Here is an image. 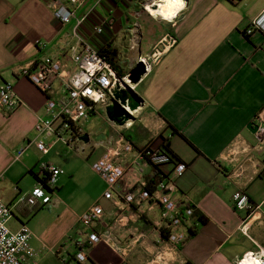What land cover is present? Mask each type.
Here are the masks:
<instances>
[{
  "label": "crops",
  "instance_id": "0c3cea01",
  "mask_svg": "<svg viewBox=\"0 0 264 264\" xmlns=\"http://www.w3.org/2000/svg\"><path fill=\"white\" fill-rule=\"evenodd\" d=\"M51 2L0 0V88L11 84L21 100L11 113L0 108V199L12 206L10 229L27 224L31 230L36 264H78L77 241L89 231L107 229L118 246L101 241L86 247L85 264H147L157 255L167 264H236L258 245L264 248V204L244 234L240 228L247 212L232 202L236 190H244L253 206L264 201V140L247 128L251 121L264 126V34L246 32L263 12L264 0H184V8L170 20L161 17L165 4L153 16L140 0H87L77 7L68 3L76 15L69 23L54 17ZM98 25H104L102 36L94 32ZM81 38L96 48L110 43L118 51L119 44L118 66L126 74L139 59L149 65L136 85L143 104L121 133L136 149L167 140L172 155L186 165L170 197L191 206L205 222L185 216L182 245L166 241L167 219L160 205H134L131 215L122 197L142 177L157 184L173 163L157 173L144 165L141 176L136 154L122 153V138L114 134L101 143V154L88 151L83 162L62 142L55 162L54 155L47 157L60 141L39 135L35 126L45 117L46 97L64 95L63 80L76 69L72 56ZM45 56L62 64L46 94L20 74L21 67H34ZM37 140L48 144L46 151L38 150ZM80 142L74 149L84 151L87 142ZM106 151L117 153L126 168L115 186L121 197L104 198L107 185L92 168ZM44 162L62 172L50 203L31 204V190L38 184L34 174ZM96 204L103 215L87 228L79 217ZM120 216L122 224L115 222Z\"/></svg>",
  "mask_w": 264,
  "mask_h": 264
},
{
  "label": "built area",
  "instance_id": "2783aa9c",
  "mask_svg": "<svg viewBox=\"0 0 264 264\" xmlns=\"http://www.w3.org/2000/svg\"><path fill=\"white\" fill-rule=\"evenodd\" d=\"M87 0H52L51 7L53 15L62 23H69L76 18L75 9L68 6L71 3L79 6ZM237 1V0H230ZM155 0H148L146 9L149 7L156 9ZM153 15V14H152ZM155 16V15H153ZM84 22V18H79L74 26V32L77 34L78 29ZM254 29L262 31L264 34V10L256 17L250 27L246 30L250 34ZM97 35L104 32V25H98L94 28ZM80 48L73 54L72 60L76 69L63 80L64 95L60 99H54L47 96L45 102V117L40 119L36 124V131L39 135H45L59 140L69 148H76L80 142V136L84 135L81 129V121L97 113L99 108L105 109L113 100L112 90L119 86L126 76H119L117 70L106 60L100 53L99 48L80 39ZM172 44V42H170ZM157 57H154L156 59ZM147 71L149 65L144 61ZM62 70V64L59 60L52 57H43L34 67H21V75L34 84L41 92L47 93L49 81L52 77L59 76ZM21 104V100L14 92L11 84L6 83L0 88V108L6 113H11ZM99 107V108H98ZM257 124V123H256ZM258 129L255 137L259 142L264 140V126L257 124ZM122 153H135L134 164L138 171L143 175L144 165H163L169 163L171 156L162 151L158 146L147 145L142 150L136 149L134 145L119 132ZM30 141L26 142L17 152V157H21ZM38 150L44 152L48 144L43 140H37L35 143ZM117 153L106 151L102 156L92 164L93 170L104 180L107 185L104 192V198L112 199L114 196L119 197L115 191L116 184L125 176L126 168L116 160ZM186 169L183 162H176L173 169L158 181L153 190L147 188V180L143 177L138 185L132 186L122 197L125 201L124 209H127L132 215L134 205H140L143 202H151L154 205H160L163 209L164 216L167 219L166 241L173 245H182L187 233L184 227L183 218L193 215V208L188 205H181L170 197L177 185L176 180ZM62 170L50 163L44 162L40 165L37 173L40 180L47 178V184L52 188L56 182V177ZM121 197V196H120ZM23 199V198H21ZM51 196L46 188L38 181V184L31 190L28 202L34 204L39 202L42 205L50 203ZM234 208L247 212L244 223L240 230L246 234L245 225L253 218L255 210L264 201L256 206L251 205L250 198L244 190H236L232 194ZM12 206L0 199V264H36V251L31 246L32 232L27 224H22L16 231H12L8 226V221L12 217ZM103 215V209L99 205H94L85 211L80 217L79 222L91 228V224L99 220ZM139 216V215H136ZM123 216L116 218L115 222L122 224ZM101 241L118 246V241L113 238L110 230L102 232L89 231L85 238L77 241L76 261L85 264L87 261L86 247L97 244ZM251 253L250 257L242 255L236 260V264H241L243 259H257L260 264H264V248L257 246L256 250L247 252ZM147 264H167V262L158 255Z\"/></svg>",
  "mask_w": 264,
  "mask_h": 264
},
{
  "label": "rangeland",
  "instance_id": "374dc122",
  "mask_svg": "<svg viewBox=\"0 0 264 264\" xmlns=\"http://www.w3.org/2000/svg\"><path fill=\"white\" fill-rule=\"evenodd\" d=\"M140 1H142L144 3L148 2V0H140ZM102 35H104V34H101V36ZM117 47H118L117 55L114 54L113 52H110V55H111V57L115 58V61L117 64L121 65L120 64L121 55H120L119 44L117 45ZM139 61L144 63V60H142V59L141 60L139 59ZM126 75L128 77V73ZM118 87L121 90H125L128 93V95H130V96H135L136 94H138V92L136 91V85L132 84L128 78L124 79ZM123 107H124L125 112H126L125 115L128 116V120L126 121V123L123 126H116L112 122H110L105 115L104 109L99 108V107H98L99 109L97 110L96 114L90 115L89 117H87L86 119L81 121L83 132L89 136V142H87L84 145L85 146L84 151L76 150V149L69 150V152L76 154V158L78 159V162H83V161H81L82 159L85 160L84 156L86 155V153L88 151L93 150L96 154H101L104 151V147L101 143H103V141L105 142L107 140L108 136H110L111 134L112 135L114 134V136L117 137L116 139H118L120 137L119 132H121L122 130L131 126V124L134 121L135 114L140 107H138L135 110H131L127 105H125ZM79 144H81V142H79ZM62 145L63 144L61 142H59L58 145H56L54 147L51 154H49V156H47L48 158H50L54 155V160H52V162H55V160L57 159L55 156L56 150H58L60 147H62ZM63 148H65V147H63ZM63 173L66 174V170H63ZM63 176H65V175H63Z\"/></svg>",
  "mask_w": 264,
  "mask_h": 264
},
{
  "label": "water",
  "instance_id": "95a60500",
  "mask_svg": "<svg viewBox=\"0 0 264 264\" xmlns=\"http://www.w3.org/2000/svg\"><path fill=\"white\" fill-rule=\"evenodd\" d=\"M146 73V65L143 62H137L135 67L128 72L127 78L132 84L137 85ZM112 95V102L104 109L105 115L114 125L123 126L128 120V116L125 115L126 112L123 106L127 105L131 110H135L143 104V100L138 94L135 96L128 95L125 90L119 89L118 86L112 90ZM247 128L254 134L258 129V125L254 121H251L247 125ZM80 140L88 142V136L82 135L80 136Z\"/></svg>",
  "mask_w": 264,
  "mask_h": 264
},
{
  "label": "trees",
  "instance_id": "16d2710c",
  "mask_svg": "<svg viewBox=\"0 0 264 264\" xmlns=\"http://www.w3.org/2000/svg\"><path fill=\"white\" fill-rule=\"evenodd\" d=\"M238 1V0H237ZM99 50H100V53L106 58V60L113 66V68H115L117 70V73L119 76L123 77L126 75V73H123L121 71V69H119V66L118 64L116 63L115 61V58L114 57H111L110 55V52H113L114 54L117 55L118 51L116 48L114 47H111V44L110 43H107V44H101L99 46ZM128 137V136H126ZM131 142V140H129ZM132 143V142H131ZM133 144V143H132ZM135 147V146H134ZM146 147V146H145ZM162 151H165L166 153H168L172 160L167 163V164H171L173 163L174 165L176 164V162H180L179 160H177L175 158V156L172 155L171 151H170V145H169V142L167 140L163 141L159 146H158ZM143 149V148H142ZM141 149V150H142ZM163 165H166V164H163ZM150 166H153L155 167V172L157 173V171L159 170V167L162 166V165H150ZM174 167V166H173ZM168 173H165L161 176V178L165 175H167ZM36 179L46 188V190L49 192V193H52V188L47 184V178H43L42 180L39 179L38 177V174H34ZM161 178L159 180H161ZM147 180V188L149 190H153L155 188V179L154 178H150V179H146ZM158 180V181H159ZM158 183V182H157ZM188 207H191L188 205ZM192 208V207H191ZM194 210V209H193ZM193 217H195L197 219V221L203 223L205 222V218L202 214H200L199 212L197 211H193ZM164 237H166V234H164ZM78 262V261H77ZM78 264H81L80 262H78Z\"/></svg>",
  "mask_w": 264,
  "mask_h": 264
},
{
  "label": "clouds",
  "instance_id": "9594fccd",
  "mask_svg": "<svg viewBox=\"0 0 264 264\" xmlns=\"http://www.w3.org/2000/svg\"><path fill=\"white\" fill-rule=\"evenodd\" d=\"M184 8L183 0H167L165 5L161 10V15L165 19H172L179 11ZM246 257H250L251 253H246ZM241 264H260V261L257 259H243Z\"/></svg>",
  "mask_w": 264,
  "mask_h": 264
},
{
  "label": "bare ground",
  "instance_id": "6f19581e",
  "mask_svg": "<svg viewBox=\"0 0 264 264\" xmlns=\"http://www.w3.org/2000/svg\"><path fill=\"white\" fill-rule=\"evenodd\" d=\"M155 1H156V2H155V4H154V6H158V7L161 6L162 4H165V3L167 2V0H155ZM183 4H184V0H183ZM158 7H155L156 9H153V8L149 7L148 9L151 11V13H154V14H155V12H156V10H157ZM161 8H162V7H161ZM156 15H158V14H156ZM176 15H177V14H176ZM176 15H175V16H176ZM158 16H159V15H158ZM160 16H161V15H160ZM175 16H174V17H175ZM161 17H163V16H161ZM174 17H173V18H174ZM163 18H164V17H163ZM173 18H172V19H173Z\"/></svg>",
  "mask_w": 264,
  "mask_h": 264
}]
</instances>
